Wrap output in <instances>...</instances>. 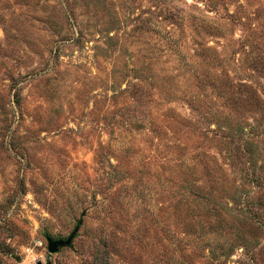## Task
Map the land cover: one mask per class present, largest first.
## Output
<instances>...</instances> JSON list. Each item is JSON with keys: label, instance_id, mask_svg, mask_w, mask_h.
I'll use <instances>...</instances> for the list:
<instances>
[{"label": "rangeland", "instance_id": "obj_1", "mask_svg": "<svg viewBox=\"0 0 264 264\" xmlns=\"http://www.w3.org/2000/svg\"><path fill=\"white\" fill-rule=\"evenodd\" d=\"M39 262L264 264V0H0V264Z\"/></svg>", "mask_w": 264, "mask_h": 264}, {"label": "water", "instance_id": "obj_2", "mask_svg": "<svg viewBox=\"0 0 264 264\" xmlns=\"http://www.w3.org/2000/svg\"><path fill=\"white\" fill-rule=\"evenodd\" d=\"M79 226L80 223L74 228L73 232L66 239H52L50 236L45 235L48 254L52 255L57 253L60 247H70ZM38 264L41 263L39 262ZM46 264H50V262H47Z\"/></svg>", "mask_w": 264, "mask_h": 264}, {"label": "clouds", "instance_id": "obj_3", "mask_svg": "<svg viewBox=\"0 0 264 264\" xmlns=\"http://www.w3.org/2000/svg\"><path fill=\"white\" fill-rule=\"evenodd\" d=\"M37 258H40L39 254H33V259H37Z\"/></svg>", "mask_w": 264, "mask_h": 264}, {"label": "bare ground", "instance_id": "obj_4", "mask_svg": "<svg viewBox=\"0 0 264 264\" xmlns=\"http://www.w3.org/2000/svg\"><path fill=\"white\" fill-rule=\"evenodd\" d=\"M31 259V258H30ZM32 260V259H31Z\"/></svg>", "mask_w": 264, "mask_h": 264}]
</instances>
